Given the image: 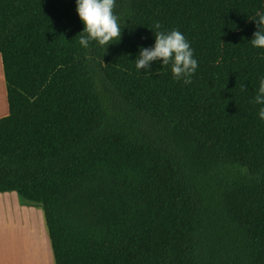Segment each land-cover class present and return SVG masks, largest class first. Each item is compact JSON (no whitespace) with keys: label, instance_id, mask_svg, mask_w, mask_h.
<instances>
[{"label":"trees","instance_id":"16d2710c","mask_svg":"<svg viewBox=\"0 0 264 264\" xmlns=\"http://www.w3.org/2000/svg\"><path fill=\"white\" fill-rule=\"evenodd\" d=\"M113 12L119 42L84 48L77 0H0V194L43 209L55 264H264V0ZM156 22L194 50L191 84L137 70Z\"/></svg>","mask_w":264,"mask_h":264},{"label":"clouds","instance_id":"9594fccd","mask_svg":"<svg viewBox=\"0 0 264 264\" xmlns=\"http://www.w3.org/2000/svg\"><path fill=\"white\" fill-rule=\"evenodd\" d=\"M116 0H77V13L85 27L79 35V44L87 48L90 41L99 46L119 42L122 29L118 24V16L113 12ZM255 22L258 31L253 34L251 44L256 48H264V13L257 12ZM155 44L152 47H140L135 60L137 70L150 69L152 62L162 60L163 66L171 63V71L176 80H183L185 85L192 83V76L197 70L198 61L194 58V50L185 36L178 30H163V26L154 24ZM245 88L241 85V91ZM253 103L261 105L259 117L264 120V76L260 78L259 88Z\"/></svg>","mask_w":264,"mask_h":264},{"label":"bare ground","instance_id":"6f19581e","mask_svg":"<svg viewBox=\"0 0 264 264\" xmlns=\"http://www.w3.org/2000/svg\"><path fill=\"white\" fill-rule=\"evenodd\" d=\"M29 221L32 223V229L28 227ZM3 222L5 228L10 229L11 238L8 244L12 248L15 244V236H17L20 257L23 255L22 251H25V256L28 251L27 261H29V264H51L48 244L42 238L44 234L39 229V223L37 225V220L34 216L23 214L21 210L17 209L14 214L9 212L7 223H5L4 218Z\"/></svg>","mask_w":264,"mask_h":264},{"label":"rangeland","instance_id":"374dc122","mask_svg":"<svg viewBox=\"0 0 264 264\" xmlns=\"http://www.w3.org/2000/svg\"><path fill=\"white\" fill-rule=\"evenodd\" d=\"M5 92H6V96H5ZM4 100L0 99V103H2V105L4 107H6L8 109V101H7V90L4 91ZM7 194V193H6ZM5 195H0V200L3 199H9V200H19V202L26 207V205L30 204L28 202H26L23 198H21L17 193H8L9 197H4ZM8 209L6 210V212H4V210H0V245L4 246V248H8V253L7 255H4V264H29V261H27V252H26V256H25V251H22L23 255L22 257L19 256V246H18V240H17V236H15V244L13 245V248L11 245L8 244L9 239L11 238V234H9L10 229L5 228V224L3 222V218L5 219V223H7L8 221V216H9V212H12L14 214V212L17 211V209L21 210L19 207H14V206H10L7 205ZM27 207H30L29 205ZM23 214H28L29 216H34L37 220V225L39 223L40 226V230L43 232V236L42 238L45 240V242L48 244V249L50 252L51 249V243H50V239H49V234H48V230H47V226H46V222L44 219V212L43 209L40 207L39 209H37V212L35 213H31L28 211H24L21 210ZM28 227H30L32 229V223L29 221ZM16 230V229H15ZM32 232V230H31ZM16 235V234H15ZM50 244V245H49ZM15 246H17L18 250L15 253L14 248ZM15 256H18L19 261L14 262V258ZM51 257V255H50ZM24 258V259H23ZM51 264H52V259H51Z\"/></svg>","mask_w":264,"mask_h":264},{"label":"crops","instance_id":"0c3cea01","mask_svg":"<svg viewBox=\"0 0 264 264\" xmlns=\"http://www.w3.org/2000/svg\"><path fill=\"white\" fill-rule=\"evenodd\" d=\"M5 90H6V81H5V75H4V67H3L2 58L0 56V99H3V100L5 99L4 98V91ZM5 96H6V92H5ZM8 114H9V109L4 107L2 105V103H0V120H2L3 118L7 117ZM2 195H5L4 197H9L8 193L7 194L6 193L2 194ZM7 205L14 206V207H19L21 210L28 211V212H31V213L37 212V209L40 208V207H35V206L31 205V204H28L30 207H27L28 205H26V207H25L19 202V200H9V199H6V198L3 199V200H0V210L2 209V210H4V212H6V210L8 209ZM44 219H45V217H44ZM17 250H18V248H17V246H15V248H14L15 253L17 252ZM5 252H8V248H4V246L0 245V264H4V255L8 254V253H5ZM50 255H51V259H52V264H55L52 248L50 249ZM16 261H19L18 256H15V258H14V262H16Z\"/></svg>","mask_w":264,"mask_h":264}]
</instances>
